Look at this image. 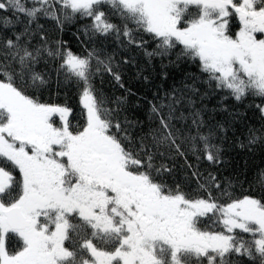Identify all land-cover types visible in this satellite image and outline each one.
Here are the masks:
<instances>
[{
	"label": "snow or ice",
	"instance_id": "obj_1",
	"mask_svg": "<svg viewBox=\"0 0 264 264\" xmlns=\"http://www.w3.org/2000/svg\"><path fill=\"white\" fill-rule=\"evenodd\" d=\"M0 13V264H264V197L234 198L200 173L202 160L221 163L226 129L192 98L203 78L225 99L259 98L251 106L264 120V0H0ZM41 19L60 30L90 21L84 54ZM109 38L199 71L153 96L147 131L126 98L97 87L102 73L121 81L113 55L94 46ZM53 82L75 87L76 106L45 99ZM257 132L240 146L264 145ZM176 156L195 193L169 182L163 161Z\"/></svg>",
	"mask_w": 264,
	"mask_h": 264
},
{
	"label": "trees",
	"instance_id": "obj_2",
	"mask_svg": "<svg viewBox=\"0 0 264 264\" xmlns=\"http://www.w3.org/2000/svg\"><path fill=\"white\" fill-rule=\"evenodd\" d=\"M2 15V13H0ZM9 18H12L9 14ZM47 35L53 40H60L77 54H84L85 45L81 41L85 39L82 29L90 21L74 20L65 25L63 30L57 28L55 22L41 19ZM114 23L118 22L116 20ZM20 27V25H16ZM0 29H3L0 23ZM7 31V30H5ZM103 45V53L111 54L114 57V64L121 81H115L111 74L102 73L96 78L97 87L103 92L105 97L112 99L124 97L125 107L128 115L141 122L143 129L148 130L150 126L155 127V123L149 118V101L154 95L163 96L165 92H170L173 88L180 89L188 80L190 75L199 77L198 69L192 64H172L167 59L163 62L159 57L149 61L142 50L136 48H124L112 38L98 39L95 47ZM151 46H149V51ZM124 61H128L124 63ZM147 77V79H145ZM55 81V77H53ZM121 83L123 87H121ZM200 89L201 97L193 96L195 107L202 109V115L207 123L224 125L226 131L217 133V140L223 148L221 163L209 166L206 161H201L199 171L203 176L212 172L221 181L222 185L228 186V192L234 198L244 195H252L256 198L264 197V145L257 143L251 149L241 147V143H247L249 129L264 130V120H261L258 110L252 104H259V98H248L243 102L235 99L224 98V93L213 91L212 88L203 82L196 84ZM45 99L62 103L67 100L73 106L77 104L75 87L68 83L57 89L53 82L51 93L45 94ZM225 109H227L225 111ZM190 109H185V115ZM232 113H240L241 116L233 120ZM178 128H183V122L176 124ZM164 163L174 167L173 176L169 182L175 180L185 187V190L197 191V178L192 175L191 170L185 168L184 159L176 156L174 161L165 159ZM188 162L196 164L194 157L188 153ZM239 264H247L246 260H241Z\"/></svg>",
	"mask_w": 264,
	"mask_h": 264
}]
</instances>
